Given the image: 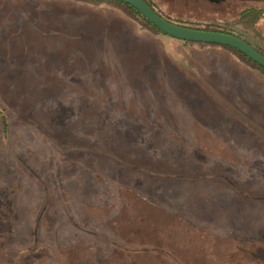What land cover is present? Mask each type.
<instances>
[{
    "label": "rangeland",
    "instance_id": "obj_1",
    "mask_svg": "<svg viewBox=\"0 0 264 264\" xmlns=\"http://www.w3.org/2000/svg\"><path fill=\"white\" fill-rule=\"evenodd\" d=\"M73 1L132 31L0 0V264H264V79ZM150 1L264 53L224 0Z\"/></svg>",
    "mask_w": 264,
    "mask_h": 264
},
{
    "label": "trees",
    "instance_id": "obj_2",
    "mask_svg": "<svg viewBox=\"0 0 264 264\" xmlns=\"http://www.w3.org/2000/svg\"><path fill=\"white\" fill-rule=\"evenodd\" d=\"M49 1V0H46ZM77 1H83V2H89L93 4H100V3H106L108 5H111L114 9H117L118 11L121 12L122 15H124L126 18H129L131 21H133L139 29L142 31L154 36L153 38L157 37V34L160 35H166L163 32H161L158 28H156L153 24H151L147 19H145L138 11H136L132 6L118 2V1H103V0H77ZM148 5L153 8L156 11L155 6L150 0H145ZM157 12V11H156ZM161 17H163L166 20H169L168 18H165L162 14L157 12ZM264 17V7L259 8L255 6L248 7L241 12L238 13L237 17L235 18V24L238 26H249L253 29L256 28L257 24L259 21ZM171 21V20H169ZM173 22V21H171ZM174 23V22H173ZM184 26V25H182ZM190 29L194 30H201V31H208V32H216V33H223V34H230L237 36L236 34H233L231 32L222 30L220 28H215V27H204V28H194V27H188L184 26ZM167 36V35H166ZM241 38L240 36H237ZM243 39V38H241ZM246 41L248 44L253 46L248 40L243 39ZM184 42V41H183ZM186 45H191V46H200V47H213L216 48L222 52L229 53L233 58H236V63L238 66H240L243 69L249 70L251 72H256L257 76L260 79H264V67L260 66L253 60L249 59L246 55L243 53L232 49L230 47H225V46H219V45H213V44H203V43H193V42H184ZM260 54L264 56V53L258 50L255 46H253Z\"/></svg>",
    "mask_w": 264,
    "mask_h": 264
},
{
    "label": "water",
    "instance_id": "obj_3",
    "mask_svg": "<svg viewBox=\"0 0 264 264\" xmlns=\"http://www.w3.org/2000/svg\"><path fill=\"white\" fill-rule=\"evenodd\" d=\"M103 1H118L132 6L136 11H138L145 19H147L161 32L176 40L230 47L243 53L249 59L264 67V56L260 54L253 46H251L246 41L237 36L216 32L194 30L173 23L161 17L153 8L148 5L145 0Z\"/></svg>",
    "mask_w": 264,
    "mask_h": 264
},
{
    "label": "crops",
    "instance_id": "obj_4",
    "mask_svg": "<svg viewBox=\"0 0 264 264\" xmlns=\"http://www.w3.org/2000/svg\"><path fill=\"white\" fill-rule=\"evenodd\" d=\"M188 1V0H185ZM190 3L192 4L193 1L195 0H189ZM199 1H210L211 3H217V1H223V0H199ZM53 2H60L63 4H67V6L69 8H67L68 10H74L75 13L80 14L82 10H84V12L86 14H104L106 17V25H105V29L106 31H109L111 29V24L116 23L117 28L120 29L121 31H125V32H129L131 29V26H127L125 23H123L122 21H119L116 19V17L113 16V13L110 14H105L106 12H99V9L96 10L95 8L92 7V5H89L87 3H81V2H75V1H71V0H49V4H52ZM226 2V4L228 3V5L226 6H234V8L231 7L230 10H240V12L248 7L251 6H255V7H259L262 8L264 7V0H224V3ZM244 5H246V8H244ZM238 7H242L243 9H237ZM43 10H46L47 7H43ZM226 11H229L228 9H226ZM103 15V16H104ZM231 17V16H230ZM237 16H235L232 20H235ZM196 18V17H195ZM199 20H203V18H198ZM210 21V20H209ZM261 23L260 26H258V24ZM259 23L257 24L255 31L260 35V37L264 40V30H263V23H264V17L259 21ZM128 30V31H127Z\"/></svg>",
    "mask_w": 264,
    "mask_h": 264
}]
</instances>
